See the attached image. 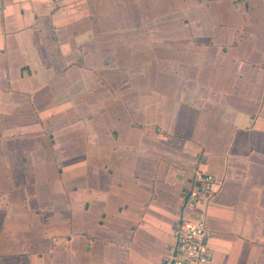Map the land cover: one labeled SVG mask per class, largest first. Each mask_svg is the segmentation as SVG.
I'll return each mask as SVG.
<instances>
[{
  "label": "crops",
  "instance_id": "crops-1",
  "mask_svg": "<svg viewBox=\"0 0 264 264\" xmlns=\"http://www.w3.org/2000/svg\"><path fill=\"white\" fill-rule=\"evenodd\" d=\"M199 175L264 264V0H0V264H166Z\"/></svg>",
  "mask_w": 264,
  "mask_h": 264
},
{
  "label": "built area",
  "instance_id": "built-area-1",
  "mask_svg": "<svg viewBox=\"0 0 264 264\" xmlns=\"http://www.w3.org/2000/svg\"><path fill=\"white\" fill-rule=\"evenodd\" d=\"M197 181L198 185L188 193L185 202L184 209L189 212V216L182 218L177 226V245L166 258V264H170L172 260L174 264H206L211 259L210 232L205 212L220 184L212 175H199Z\"/></svg>",
  "mask_w": 264,
  "mask_h": 264
},
{
  "label": "water",
  "instance_id": "water-1",
  "mask_svg": "<svg viewBox=\"0 0 264 264\" xmlns=\"http://www.w3.org/2000/svg\"><path fill=\"white\" fill-rule=\"evenodd\" d=\"M176 254H177V251H175L174 256H176ZM170 264H174V260H172Z\"/></svg>",
  "mask_w": 264,
  "mask_h": 264
}]
</instances>
